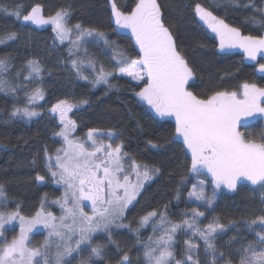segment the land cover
Instances as JSON below:
<instances>
[{"label": "trees", "instance_id": "obj_1", "mask_svg": "<svg viewBox=\"0 0 264 264\" xmlns=\"http://www.w3.org/2000/svg\"><path fill=\"white\" fill-rule=\"evenodd\" d=\"M137 2L138 0H115L117 7L126 13ZM157 2L177 50L194 73V78L188 85L191 92L200 98H206L216 91H240V86L245 82L264 87V72L258 69V64L247 60L243 50L220 49L217 36L195 13V5L199 3L230 26L240 29L242 34L261 36L264 35V23H261L264 15L251 7L245 8L244 5L254 2L260 8L262 0ZM37 4L41 5L47 17L61 9L69 10L67 25L70 28L79 24L82 28L97 29L105 33L112 47L89 39L81 45L78 52L74 49L70 53L72 46L60 42L51 28L36 29L27 22L22 26L20 20L0 7V35L16 32L19 37L7 45H0V58H12L9 84L24 85L17 86L15 93L0 90V184L5 186L9 198L8 205L1 207L6 212L18 210L25 217H33L42 209V205L43 209L58 211L51 202L60 198L63 190L54 184L49 175L45 151L53 157L62 147V140L56 135L60 124L51 108L60 100H70L78 104V108L72 112V118L80 137L84 138L91 129L111 130L117 134L115 141L122 145L124 153L137 163L159 169L146 183L137 202L120 223L128 227L114 226L111 228L110 239L108 233L103 232L94 240L95 246H103V253L100 258L93 260V264H117L123 254L129 256L132 264H145L143 244L148 241V237L155 236L153 224L158 222L159 217L140 228L138 241L135 229L140 227V218L152 211H163L167 206L170 220L181 222L186 218L182 213L197 209L188 196L192 185L199 179L208 177L205 174L196 176L190 172L191 156L183 141L177 139L176 123L153 114L136 95L140 86L133 84L128 78L118 76L113 48L129 60L138 59L141 52L130 35L118 30L111 0H0V5L7 6L10 11L22 8V15H27ZM84 49H87L86 53ZM78 58L103 64L106 71L113 72V76L107 84L97 87L91 82L94 78L92 69L85 72L89 79L84 80L75 70L70 68L67 72L60 64L63 59L69 65L72 59ZM30 59L39 60L42 66L39 79H25L26 64ZM259 62L262 63L263 60ZM17 72L20 73L18 78ZM39 86L44 91L45 102L50 104L48 109L43 112L40 111V105L34 107L39 110L40 115L31 120L13 117L14 108L32 107L28 104L25 93L30 95ZM81 101L87 103L81 104ZM247 128L253 136L261 138L260 131L264 129L261 121ZM39 176H43L44 180H38ZM207 195L218 196V199L211 210L202 208L207 214L201 225L205 226L211 219L218 218L227 228L215 240L218 252L225 257L224 260L218 259L217 264H226L227 260L238 264L237 250L242 244L257 242L259 237L256 233L264 231L259 225L254 226L253 230L246 226L249 220L264 215L260 211L264 207L261 204L264 193L248 182H241L235 191L217 190L208 183ZM16 233L17 230H13L12 235ZM42 235L39 232L34 238L39 239ZM178 237L179 233L177 239ZM172 249L176 259H184L179 239ZM89 254V250H84L81 259ZM198 259L200 264L211 261V257L204 251V243L201 244ZM79 261L74 260L73 264H78Z\"/></svg>", "mask_w": 264, "mask_h": 264}, {"label": "snow or ice", "instance_id": "obj_2", "mask_svg": "<svg viewBox=\"0 0 264 264\" xmlns=\"http://www.w3.org/2000/svg\"><path fill=\"white\" fill-rule=\"evenodd\" d=\"M0 7L20 20L22 26L24 22L36 26L52 25L56 38L61 42L69 39L76 52L87 38L112 47L105 33L97 29L82 28L79 24L70 28L67 25L69 10L61 9L54 15L45 17L41 5L38 4L27 15H22L20 7L11 11L7 6ZM244 7H251L264 15V0L260 8L254 2ZM111 8L115 24L121 29L130 30L141 52L138 59L129 60L113 48L118 73L127 75L134 81H145L137 95L160 116L175 117L176 135L182 138L191 153L190 172L196 176L204 172L210 173L216 189L224 186L235 191L238 184L246 181L253 186H259L264 193V129L260 131V142L241 131L242 127H249L256 118L264 120V87L245 82L240 86V91L222 90L206 98L198 97L186 88L194 73L177 50L172 33L165 26L157 0H138L135 7L127 13L117 7L115 0H111ZM195 13L217 34L220 49L238 47L252 60L264 53V35H244L240 29L230 26L199 3L195 5ZM73 28L76 32L74 40L71 39ZM18 38L16 32H5L0 35V45H7ZM84 51L86 53L87 49ZM11 59L0 58V90L15 93L17 86L24 85L9 84ZM70 63L84 80L89 77L81 73V68L85 64L91 67L93 86L107 84L109 77L113 75L112 71L105 70L103 64L98 65L91 59H72ZM259 67L264 72V64ZM26 68L25 79L40 78L42 66L39 60H28ZM19 75L17 72L16 77ZM25 95L28 104L44 99V91L40 87L35 88L30 95ZM77 107L78 104L60 100L51 108L52 113L59 114L63 125L56 135L63 137L67 146L57 150L54 160L45 151L51 177L65 187L63 196L53 201L60 205L62 215L57 217L52 213L44 214L43 205L42 210L30 219L20 215L18 210L0 211V264H70L68 258L73 253L80 254L83 249L89 250L90 254L78 264H93V260L100 258L103 253L102 245L92 246L93 235L106 232L110 239L113 225L128 227L120 224L125 211L136 200L144 182L151 180L152 175L159 172L158 168L137 163L122 151V145L113 147L110 143L105 144L96 139L97 135H107L109 139L117 135L111 130L107 133L98 129L89 130L87 138L91 141V151L84 144L70 139L76 124L68 117V113ZM38 115V111L27 106L14 108L12 112L13 117L19 116L27 120ZM125 157L128 158L130 172L125 169ZM53 166L55 171H52ZM132 174L135 182L131 179ZM37 179L42 181L44 177L39 176ZM188 196L194 197L196 201H203L205 205L214 203V198L205 195V182L202 180L192 185ZM84 201L90 202L91 214L84 211ZM8 203L5 186L0 184V206L6 207ZM261 204L264 205V196ZM167 211L165 206L163 211L148 213L140 218V227L135 229L139 241L140 228L159 217L158 222L153 224V233L161 230L162 234L148 237V241L143 244L145 264H200L197 258L199 245L192 240L185 242L184 259L175 258L172 250L174 235L181 229L191 230L193 236H198L204 242V251L211 257L207 264H217L218 259H225L215 244L217 236L227 231L218 218H213L202 228L197 221L205 216L204 212L193 209L190 213L181 214L186 217L181 222H173ZM260 211L264 212V207ZM16 220L20 223V233L9 241L2 230L5 224ZM38 224H43L48 229L47 237L40 246L31 247L29 235ZM256 225L264 228V215H259L246 224L249 230H253ZM256 235L259 237L257 242L242 244L237 250L238 264H264V231L257 232ZM117 264H132V261L127 254H123ZM226 264H232L231 260H227Z\"/></svg>", "mask_w": 264, "mask_h": 264}, {"label": "rangeland", "instance_id": "obj_3", "mask_svg": "<svg viewBox=\"0 0 264 264\" xmlns=\"http://www.w3.org/2000/svg\"><path fill=\"white\" fill-rule=\"evenodd\" d=\"M42 9H43V8H42ZM43 14H44V11H43ZM44 16H45V14H44ZM45 17H47V16H45ZM203 23H204V22H203ZM29 25H31V24H29ZM31 26L34 27V28H36V29H46V28H51V29L53 30L52 25H43V26L31 25ZM117 28H118V30H119L120 32H122V33H126V34L130 35V36L134 39V37L132 36L130 30H128V29H121V28H119L118 26H117ZM209 29H210V28H209ZM210 30H211V29H210ZM211 32H212V31H211ZM54 33H55V32H54ZM212 33H213L215 36H217L216 33H214V32H212ZM75 37H76V32H75V30H73V32H72V34H71V39L74 40ZM217 38L219 39L218 36H217ZM89 39H92V38H87L86 41L89 40ZM58 40H59V39H58ZM59 41H60V40H59ZM134 41H135V40H134ZM60 42H61V41H60ZM62 43H64V44H68L69 46L71 45L69 39H65ZM71 46H72V45H71ZM137 46H138V45H137ZM53 47H56V46L53 45ZM71 49H72V51H74L73 48H71ZM229 49H240V48L236 47V48H229ZM240 50H243V49H240ZM243 52H244V51H243ZM245 55H246V54H245ZM78 59L85 60L84 58H78ZM246 59L249 60V61H252V62L257 63V64H258V69L260 70V67H259L260 64H264V53H261L260 55H258L257 58H256L255 60L249 59V58L247 57V55H246ZM260 60H263V62L260 63V62H259ZM85 61H86V60H85ZM258 62H259V63H258ZM60 64L63 65V67L66 68V71H67V72H69L70 68H71V70L74 71V69H73L72 66H71V63H69V65L67 64V62L64 63V59L60 61ZM89 69H91V67H89L87 64H85V65L81 68V73H82L83 75H85V72H87ZM260 71H261V70H260ZM261 72H262V71H261ZM117 74H118V76L128 78L129 80H131V81L133 82V84L140 86V90H141V88L144 87L145 81H134L131 77H129V76H127V75L119 74L118 72H117ZM112 76H113V75H112ZM193 78H194V77H193ZM193 78H192V79H193ZM109 79H110V77H109ZM109 79H108V80H109ZM146 79H147V78H145V80H146ZM192 79L189 80L188 84L186 85V88H187L188 91H190L189 88H188V85H189V83L192 81ZM102 84H105V83H100V84H98V85H96V86L98 87L99 85H102ZM39 87H42V86H39ZM136 95H137V94H136ZM137 97H138V98L140 99V101H141L142 103H144V104L150 109V111H152L153 114H155L156 116H158V117H160V118H168V119H171V120H173V121L175 122V117H174V116H171V115L160 116L158 113L155 112V110H154L150 105L147 104V102H146L145 100H143L142 98H140L138 95H137ZM68 102H69V103H74V102H72V101H70V100H69ZM74 104H76V103H74ZM29 105L32 106L30 109H34V107L40 105V106H39V107H40V111H43V112H45V111L48 109L47 107L50 106L49 103H46V102H45V98H44L43 100H37L35 103H33V104H29ZM77 108H78V107H77ZM77 108H73L72 111L68 113V117H69L71 120H73V118H72V112H73L74 110H76ZM34 110H36V109H34ZM36 111L39 112V110H36ZM56 116L58 117V121H59V124H60V128H59V131H58V133H59V132L61 131V128L63 127V125H62V123H61V121H60V118H59V114H58V113H56ZM256 119H258V118H256ZM256 119H255V120H256ZM73 121H74V120H73ZM175 123H176V122H175ZM263 127H264V121H263ZM241 131L244 132V133H246L247 135H249L250 138L255 139L257 142H260V141H261V138H256L255 136H253V135L251 134V131H250L249 128H247V127H246V128L242 127V128H241ZM101 132L107 133L108 131H101ZM58 133H57V134H58ZM87 134H88V133H87ZM87 134L85 135L84 138L80 137L79 134H78V129H77V127H75V130H74L73 133L71 134L70 139H72L73 141H76V142H79V143L84 144V146H85L88 150L91 151V150H92V145H91V141L88 140V138H87ZM58 136H59V135H58ZM59 137H60V139L62 140V147H61L60 149L65 148L67 145L65 144V141H64L63 137H61V136H59ZM96 139H97L98 141H100V142L105 143V144L110 143L113 147H116V146L118 145V144L116 143V141H115V136L112 137L111 139H109L107 135H104V136H99V135H97V136H96ZM177 139L183 141L182 138L179 137L178 135H177ZM186 147H187V146H186ZM122 151H123V150H122ZM188 152H189V154H190V156H191L190 150H188ZM56 154H57V153H56ZM56 154L53 156V160H54ZM61 154H62V153H61ZM125 169H126V171H129V172H130L129 162H128V158H127V157H125ZM55 170H56V168H55V166H53L52 171H55ZM203 174H205L206 177H208V179H199V181L202 180V181L205 182V195L208 196V195H207V193H208V183H211V184L213 185L214 188H215V186H214V184L212 183V177H211V174H210V173H207V172H204ZM49 175H50V172H49ZM50 177H51V175H50ZM152 177H153V175H152ZM51 178H52V177H51ZM52 179H53L55 185H57V186H59L60 188H62V190H63L62 196H63L64 191H65V187H64V185H63L62 183L58 184V183L55 182L54 178H52ZM131 179H132L133 182H135V176H134V174L131 175ZM148 181H150V180H148ZM148 181H145V182H144L143 188L140 190L139 194L137 195L136 200H134L133 203L130 204V205L128 206V209L125 211V213H124V217L126 216L127 211H128V210H129V209H130V208H131V207L137 202L138 198L140 197V195H141V193H142L143 189L145 188V185H146V183H147ZM245 182H246V181H245ZM197 183H198V182H197ZM248 183H249V182H248ZM238 185H239V184H238ZM255 187H259V186H255ZM215 189H216V188H215ZM217 190H228V191H232V190L227 189V188L224 187V186H221V187H220L219 189H217ZM62 196H61V197H62ZM61 197H60V198H61ZM208 197H209V196H208ZM60 198H58V199H60ZM210 198H214V203H213L212 205H205L203 201H196L194 197H191V198L189 197V200L197 206V210L203 212V211H202V208H204V209H206V210H211V209H212V207L215 205V203H216V201H217V199H218V196H212V197H210ZM58 199H56V200H58ZM56 200H55V201H56ZM51 204L54 205V206L56 207V209H58V211H52V210H48V209L45 208V209H43V213H44V214L52 213L53 215H55V216H57V217L61 216V215H62V211H61L60 205H59V204H55V203H53V201L51 202ZM83 204H84V211H85L86 213H88V214H91L90 202H89V201H84ZM41 210H42V209H41ZM41 210H40V211H41ZM0 211H2V212H6L1 206H0ZM204 214H205V216H204V217H201V218L199 219V221H197V222L200 224V226H201L202 228H203L204 226H202L201 223H203V221L205 220L207 212L205 211ZM22 216H23V215H22ZM35 216H36V214H35L33 217H35ZM24 217H25V216H24ZM33 217H25V218H29V219H30V218H33ZM124 217H123V218H124ZM122 220H123V219H122ZM122 220L120 221V223L122 222ZM211 220H212V219H211ZM150 222H152V221H150ZM150 222H149V223H150ZM114 226H116V225H113L112 227H114ZM146 226H147V225H146ZM112 227H111V228H112ZM13 230H17V233H16L15 235H12ZM2 231H3L4 236L7 237V239H8L9 241H10L13 237L18 236L19 233H20V223H19V220L12 221V222H10V223L5 224V225H4V228H3ZM39 232L43 233V235H42L39 239H35L34 236H35L37 233H39ZM47 233H48V229L45 228L43 224H38V225L33 229L32 233L29 235V239H30V241H31L30 246H31V247H38L37 245H41V244L43 243V241L46 239V237H47ZM102 233H103V232H97V233H95V234L93 235V238H92V246H95V243H94L95 237H96L97 235H99V234H102ZM178 233H179V237H178V239H179V244L182 245L183 252L185 251V247H186L185 242L188 241V240H192L193 243L198 244V245H199V250H200V248H201V244L204 243L201 239H199L198 236H193L192 233H191V230H187V231H185V230L182 229V230H177V232L175 233V235H174V241H173V246H174V244L178 241V239H177V235H178ZM161 234H162V231H161V230H158V231L155 233V236H159V235H161ZM155 236H154V237H155ZM173 246H172V248H173ZM82 247H83V246H82ZM84 250H87V249H83V250L81 251L80 254L73 253L72 256L68 258V260L70 261V264H73L74 260H78V261L81 260V257H82V254H83ZM172 250H173V249H172ZM198 254H199V251H198ZM183 257H184V256H183ZM197 258H198V257H197ZM189 263H190V262H189Z\"/></svg>", "mask_w": 264, "mask_h": 264}, {"label": "flooded vegetation", "instance_id": "obj_4", "mask_svg": "<svg viewBox=\"0 0 264 264\" xmlns=\"http://www.w3.org/2000/svg\"><path fill=\"white\" fill-rule=\"evenodd\" d=\"M260 121H261L262 124H263V121H264V120H261L260 118H258V119H256V120H253V121L251 122V125H253V124H255V123H258V122H260ZM251 125H250V126H251ZM250 126H249V127H250Z\"/></svg>", "mask_w": 264, "mask_h": 264}]
</instances>
